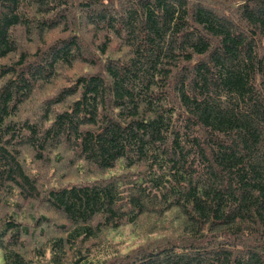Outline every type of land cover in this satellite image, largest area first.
Here are the masks:
<instances>
[{
  "label": "trees",
  "instance_id": "16d2710c",
  "mask_svg": "<svg viewBox=\"0 0 264 264\" xmlns=\"http://www.w3.org/2000/svg\"><path fill=\"white\" fill-rule=\"evenodd\" d=\"M195 1L0 0L2 264H264V0Z\"/></svg>",
  "mask_w": 264,
  "mask_h": 264
},
{
  "label": "rangeland",
  "instance_id": "374dc122",
  "mask_svg": "<svg viewBox=\"0 0 264 264\" xmlns=\"http://www.w3.org/2000/svg\"><path fill=\"white\" fill-rule=\"evenodd\" d=\"M197 2H198V4H204L205 6L208 5L209 7L213 8V9H215L216 7L226 6L225 4H222V3H224L223 0H196L195 3H197ZM55 35H57V34L54 33L52 35V37L55 36ZM66 150H67L66 151V154L71 157L72 156L71 155L72 154V151L70 150V148L68 147ZM67 160H68V157H66L65 159H63L57 165V169L59 170V172H63L65 174V177H68L69 175L72 174L71 166H69L67 164ZM49 163H51V162H49ZM49 163H47L46 165H44V168H48L49 167ZM51 164L52 165H56L54 162H52ZM0 264H2L1 260H0Z\"/></svg>",
  "mask_w": 264,
  "mask_h": 264
}]
</instances>
